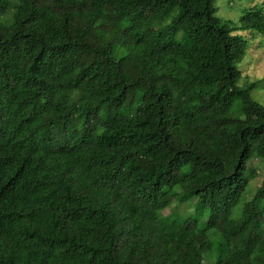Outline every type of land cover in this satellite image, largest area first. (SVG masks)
<instances>
[{
	"label": "trees",
	"instance_id": "16d2710c",
	"mask_svg": "<svg viewBox=\"0 0 264 264\" xmlns=\"http://www.w3.org/2000/svg\"><path fill=\"white\" fill-rule=\"evenodd\" d=\"M215 1L0 0V264H264V1Z\"/></svg>",
	"mask_w": 264,
	"mask_h": 264
},
{
	"label": "rangeland",
	"instance_id": "374dc122",
	"mask_svg": "<svg viewBox=\"0 0 264 264\" xmlns=\"http://www.w3.org/2000/svg\"><path fill=\"white\" fill-rule=\"evenodd\" d=\"M264 0H216L214 7L216 15L222 19L237 22L245 10L263 3ZM245 35V33H241ZM245 56L240 63L242 81H254L264 77V36L248 37ZM252 98L264 105V87L255 88Z\"/></svg>",
	"mask_w": 264,
	"mask_h": 264
}]
</instances>
